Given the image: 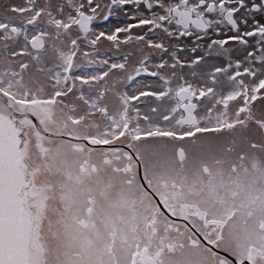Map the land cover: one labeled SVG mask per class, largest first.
<instances>
[{"label":"snow or ice","instance_id":"obj_1","mask_svg":"<svg viewBox=\"0 0 264 264\" xmlns=\"http://www.w3.org/2000/svg\"><path fill=\"white\" fill-rule=\"evenodd\" d=\"M0 264H264V0H0Z\"/></svg>","mask_w":264,"mask_h":264}]
</instances>
